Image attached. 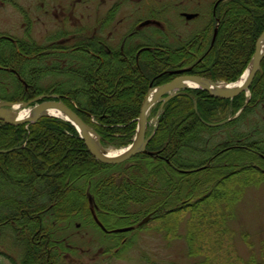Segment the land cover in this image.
Instances as JSON below:
<instances>
[{"label":"trees","instance_id":"trees-1","mask_svg":"<svg viewBox=\"0 0 264 264\" xmlns=\"http://www.w3.org/2000/svg\"><path fill=\"white\" fill-rule=\"evenodd\" d=\"M214 12L209 16L214 26L207 22L193 35L167 26L152 29L149 39L139 36L136 60L127 48L123 55L118 47L108 55L95 44L91 50L65 48L70 54L60 55V47L46 53L43 46L16 47L2 40L0 68L14 69L32 90L25 95L15 77L0 70V101L57 95L104 146L125 148L132 143L150 86L168 84L179 70L235 83L248 67L264 32V0H222ZM188 93L190 98L165 105L146 152L115 166L94 160L76 130L59 119L43 118L27 129L0 123V151L11 150L0 154V236L11 233L22 243L19 264H57L59 254L69 252L60 239L71 242L76 222L101 232L93 215L108 232L141 231L146 225L138 224L147 217L163 224L166 236L173 237L180 227L187 257L203 256L194 264H233L226 207L244 189L264 186L259 170H264V60L247 104L244 95L223 101L202 91ZM227 119L232 120L219 128L205 125ZM187 212L200 216L198 222L186 219L176 227V219ZM129 233L104 237L118 246ZM252 264H264V259Z\"/></svg>","mask_w":264,"mask_h":264},{"label":"rangeland","instance_id":"rangeland-1","mask_svg":"<svg viewBox=\"0 0 264 264\" xmlns=\"http://www.w3.org/2000/svg\"><path fill=\"white\" fill-rule=\"evenodd\" d=\"M24 1L27 0H18L20 6H25ZM39 1L41 0H32V13L40 17L41 21L43 18L41 17L42 11H40L41 14L37 11L40 6ZM52 1L56 2L58 0ZM69 1L71 2L73 0ZM154 1L155 4L173 1L172 12L167 16V18L170 17L171 23L168 24L166 22V25L168 29L181 33L182 36L198 33L205 28L207 22H210L211 26H214L209 16L216 0H191L189 3H184L181 7H175L174 4L182 0ZM10 2H13V0H0V37H11L18 41L23 40L25 39V29L22 27L24 18L18 9H16L17 7L10 5ZM197 2L201 4L191 5V3L196 4ZM93 4L94 7H98L99 0H96ZM141 4L144 6L143 2ZM160 9V6H156V11ZM142 10L146 11L143 7ZM183 13H197L198 18L187 23L186 17L182 16ZM144 19L147 18L141 17V21ZM156 19L163 23L166 18L164 15L160 16L157 14ZM39 24L37 26L34 25L36 28L33 34V40L36 44L42 45L41 39L43 37L41 38V33L39 32L42 28L40 27L41 24ZM187 24H189V27L186 26ZM152 33V29L143 31V34ZM171 42H175V40ZM100 94L102 95V93ZM244 97L247 100L249 94H246ZM155 112L151 113L150 119L153 118ZM180 120V118H177L176 125L179 124ZM260 121L264 125V117H260ZM148 127V131L151 132L154 124L149 123ZM60 143L61 141L58 140L56 146H59ZM106 149L119 150L111 146H106ZM233 167H237L236 164ZM259 170L264 172L261 168ZM237 200L226 207L227 209L225 210L226 212L228 210V218L225 220V223H229L232 231L228 258L232 260L233 264L259 263L264 259V186L244 189L242 196L240 195ZM225 204L222 203L220 206H225ZM204 212L202 211V213ZM212 212L215 213L214 216L217 215V209L214 208ZM198 217L200 218L197 214L193 216L192 212H187L185 215L176 219L175 226H183L186 219L189 222H198ZM211 217L212 215L209 216L210 221H212ZM162 227L163 224L161 223L149 221L143 230L126 234L123 238V243L120 242L116 246L115 242L109 241L110 239L104 237V233L96 229L94 230L90 224L84 225L81 224V221L76 222L73 225L75 231L73 232L74 236L71 242L67 239H60V242H63L65 247L69 249V252L63 253V255L59 254L57 264H194L198 260H203V256L198 255H196L198 259L196 261L187 257L184 239L180 237L183 235V230L180 227L173 237L166 236V232L163 231ZM243 236H247L246 240L243 239ZM200 242L197 241V244H200ZM213 244L217 245L218 241H214ZM22 247V243L16 240L14 234L6 232L4 235H1L0 264H19L23 252Z\"/></svg>","mask_w":264,"mask_h":264},{"label":"flooded vegetation","instance_id":"flooded-vegetation-1","mask_svg":"<svg viewBox=\"0 0 264 264\" xmlns=\"http://www.w3.org/2000/svg\"><path fill=\"white\" fill-rule=\"evenodd\" d=\"M95 1L73 0L70 2L69 0H58L51 2V0H41L37 10L40 14V11H42L41 17L43 18L40 21V17L32 13V0L24 1L25 6L21 5L23 8L18 3V0H13L10 5L17 7L16 9L24 18L22 27L25 29V39H23L24 41L14 40L11 37H3L2 39L16 47H19V44H23L26 47L38 45L33 40V34L37 24L40 23L42 30L39 32L41 33V38H43L41 39L42 45L38 46H43L46 53L54 47H60L61 51H59V54L68 55L70 53L64 50L65 48H70L71 52H74L77 47L87 48L86 46H88V50H91L92 46L96 44L102 49V52L108 55L117 47L121 55H123L124 49L127 48L130 53H134L133 58L136 60L141 53V49L136 51V53L134 52L137 46L136 42L138 43L139 41L137 38L142 36V39H149L153 36V34H143L145 27L140 28V25L146 21L160 22L156 19L157 14L160 16L164 15L166 18L163 23L160 22L158 29L164 31L167 26L166 22L168 24L171 23L170 17L167 18V16L172 12L173 1L155 4L154 0H99L98 7H94L93 3ZM182 1L175 3L174 6L181 7L184 3H189L191 0ZM220 1L222 0H216L212 6L213 16H215L214 11ZM142 2L144 6H142ZM200 4V2L191 3L192 6ZM156 6H160L161 9L156 11ZM142 7L146 11H143ZM183 15L186 14L183 13ZM187 15V21L192 18H198L197 13ZM141 17H146L147 19L141 21ZM34 25L36 26L34 27ZM42 34L44 35L42 36ZM90 55L93 54L90 52ZM25 58L27 60L32 59L31 56H26ZM61 62H64V59ZM0 70L12 74L19 82L20 88L24 90L25 95L31 92L32 86L24 82L14 69L0 68Z\"/></svg>","mask_w":264,"mask_h":264},{"label":"water","instance_id":"water-1","mask_svg":"<svg viewBox=\"0 0 264 264\" xmlns=\"http://www.w3.org/2000/svg\"><path fill=\"white\" fill-rule=\"evenodd\" d=\"M149 24H151V22H146L142 24L141 27ZM215 36L216 30L214 31L213 40L215 39ZM263 60L264 32L259 37L255 45L254 54L250 60L248 68L240 79L241 81L245 76L244 80L238 87V83L227 85L222 83H215L199 77L184 76L183 74L186 73L187 70L175 72L174 74L180 75V77L167 85L157 88L150 87L141 105L140 114L137 119L136 134L132 144L122 152H119L115 155H111V153L105 150L101 145V138L98 136V134L92 128L87 126L74 111L64 105V103H62L56 96H41L28 103H0V122L11 127H18L35 124L43 118L51 117L62 119L70 123L76 129L79 134V138L82 140L86 150L94 160L107 166L119 165L121 163L129 161L139 154L145 153L148 144L153 138V133L146 138L148 119L152 109L157 104H159V110L153 119V123H157L159 114L161 113L165 104H167L169 101L176 97H191L189 93L186 92L187 90H200L209 95L211 98L217 100H232L243 93H248L256 75L259 72ZM44 100L48 101L42 102ZM31 105L34 106L31 107ZM27 109H30V117L27 119H18V113L16 111L23 112ZM49 111H54L61 114L64 119L48 114ZM228 122L229 120H226L219 124H210L207 126L209 128H217L225 125ZM91 136L95 137V142L92 141ZM9 152H11V150L0 151V154H7ZM146 222H148V219H146L142 224ZM98 226L102 230H104L99 224ZM129 230L130 229H124L115 232L124 233Z\"/></svg>","mask_w":264,"mask_h":264},{"label":"bare ground","instance_id":"bare-ground-1","mask_svg":"<svg viewBox=\"0 0 264 264\" xmlns=\"http://www.w3.org/2000/svg\"><path fill=\"white\" fill-rule=\"evenodd\" d=\"M244 77H245V76H244ZM244 77L242 78V80H241L240 82H238L237 87H238L239 85L242 84V82H243V80H244ZM223 88H224V87H223ZM48 114H50V115H54V116H58V117L64 119V117H63L61 114L56 113V112H54V111H49ZM30 115H31V114H30L29 111H23V112H21L17 117H18V119H27V118L30 117ZM154 124H156V123H154ZM91 139H92V141H94V142H95V140H96L94 136H91ZM121 151H122V149H119V150H108V152L111 153V155L118 154L117 152H121Z\"/></svg>","mask_w":264,"mask_h":264}]
</instances>
